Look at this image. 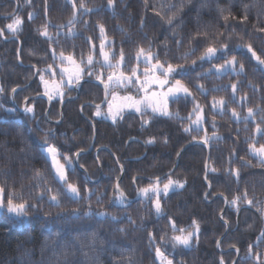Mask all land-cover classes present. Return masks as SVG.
Masks as SVG:
<instances>
[{
	"label": "trees",
	"instance_id": "16d2710c",
	"mask_svg": "<svg viewBox=\"0 0 264 264\" xmlns=\"http://www.w3.org/2000/svg\"><path fill=\"white\" fill-rule=\"evenodd\" d=\"M89 7H96L99 10L80 16L74 28L78 35L75 37L59 36V44L55 43V33L58 31L55 25L65 24L61 29L62 33L67 32V21L71 17L72 8L65 4V0H49L48 14H44V0H31V4H26L25 0H0V26L3 28L11 20L8 14L13 13L19 5L17 14L24 20L22 30L17 34L22 42L21 57L22 65L17 55L20 47L19 40L5 41L0 37V81L5 88L3 94L4 102L13 107L11 102V92L13 87L25 85L35 73V66L44 69L51 64L52 68L44 72L45 79L60 77L56 71L55 77L52 70L55 67L52 57V49L57 53L61 50L74 53L79 60L81 51L88 53L90 44L86 37L92 38V43L96 45L95 58L99 56V28L97 21L105 25L108 38L114 41L111 46L119 57V51L123 48L125 56L130 66L136 65L135 54L139 47L145 48L151 45L154 52L160 53L161 61L168 60L173 64H185L186 67L200 56L201 52L208 45L210 40L203 36L198 40H191V35L198 31L207 32L209 37L215 32H224L225 36L232 34L233 39L229 42L221 38V42H228L233 47L240 41L237 36H242L244 41L250 42L258 54H264V33H260L253 28L264 27V0H183V10L172 25L165 23L168 15L180 8L182 0H148L147 7L144 0H116L114 12L106 8L107 0H86ZM175 5L176 7H169ZM249 5V19L246 23L240 24L238 21L230 20L227 25L221 18L219 7H231L233 14L239 17L242 14V6ZM161 16L156 15V11L161 10ZM35 12L33 20L28 19V14ZM259 17V19H258ZM141 18L144 19V26L141 28ZM88 24L85 26L84 21ZM48 31L53 34V41L43 37L37 29L46 22H49ZM123 26L126 32H122ZM179 26V27H178ZM233 29L235 31L233 32ZM173 30L179 34L173 36ZM9 35V34H8ZM10 36V35H9ZM167 41L168 48L164 49L163 42ZM177 41L180 46L177 47ZM189 47L195 51L189 55L187 60L179 58L181 53ZM108 46L106 45V49ZM165 51L168 55L165 56ZM217 55H220L219 53ZM236 56L238 60L245 64L247 75L234 76L232 73L217 76L215 72L198 76L199 73L206 72L213 65L222 62L225 57L214 59L211 62L205 61L202 66L198 62L192 66L189 76H177L189 85L196 95L199 103L204 106L206 117L204 128L209 135L216 132L223 137L220 140H211V159L208 179L212 183V191L205 199L209 186L204 177L206 174V162L208 150L205 145L196 144L183 154L180 163L173 176L180 181H186L183 188L171 191L167 196L161 198L163 215L157 216L152 199H140L135 202H125L123 205L113 204L111 198L114 196V185L119 176L120 167L114 155L109 150H102L99 155L103 161V169H106L107 178L104 184L99 185L84 180V171L76 168V172H69L70 180L96 189V194L90 197L92 208L96 211H105L118 217L112 220L111 216L83 218L81 221L63 225L60 236L56 232L58 227L49 229L41 228L48 217L43 212L39 214L29 210L32 217L28 224H18L6 217H0V264H114L119 260L121 264H160L155 257V246L159 245L165 254L174 258V264H220L221 257L225 264H232L237 250L241 252L238 264H258L256 253L259 254V264H264V241L257 247V237L264 231V215L258 211L264 207V203H254L248 205L241 203L240 211L236 207L228 204L224 213L225 220H222L220 213L225 206V197L231 200L233 196L248 191L249 198L254 201L264 202V168L258 165V160L250 155L247 148L251 140L246 141L245 137L252 134L255 124L249 123V131H244V124H237L231 117V108H236L239 112H246L247 107H255L257 104L264 107V89L253 92L248 87V82L253 81L264 85V76L259 72H253L252 67L255 62L250 59V53L246 50H234L228 53V57ZM115 62V60H113ZM97 70L100 65L95 66ZM128 72L129 68H123ZM105 73L108 71L104 70ZM243 81L238 85L237 102L227 105L228 111L224 115H219L211 110V100L213 97H224L226 100L231 97L232 83ZM196 83H202L208 89L206 95H201L195 88ZM229 87H224V86ZM43 83L38 77L30 87L19 91L16 95L17 101L22 104L28 93L35 94L42 90ZM219 87L218 91H213V87ZM89 90V91H88ZM248 94L249 100L241 108L239 97ZM71 94V93H69ZM103 95L102 88L97 84L87 83L82 88V94L76 100L66 102L64 107V119L61 123L51 124L45 118L47 101L37 99L31 105L35 107V117L31 114L25 115L18 111L15 116L8 115L5 119H0V182H7L10 188L27 198L30 192H38L40 189L31 188L35 181L32 179L33 170L45 171L48 182L54 189H59V183L52 179L50 162L46 167V161L42 154L37 151L40 138L45 135L44 130L53 129L54 133L49 137V142L56 145L60 151L73 154L78 150H86L90 147L93 137V124L81 112V104L84 101H98ZM193 102L189 98L188 102H171L172 111L179 110L180 115L185 117L181 120L175 116H152L151 113L144 119L149 123L142 126L139 114H130L117 123H112L104 119L95 121L97 128L96 147L100 145L112 149L118 155L120 162L125 166L126 176L121 181V186L130 196L136 195L133 177L138 175H155L170 170L177 157V152L193 137H202L204 131L185 132L184 127L189 126L188 113L192 110ZM86 108V107H85ZM84 108V111H85ZM91 108V113L93 107ZM86 113V111H85ZM90 115L89 113H87ZM3 114H0V116ZM257 114L256 119L259 120ZM50 116L60 118V101L54 99ZM215 116L216 128L211 126V118ZM96 118V117H95ZM195 119V116L192 117ZM240 131H237V129ZM150 137H155V143L147 144ZM167 143H164V139ZM264 144V137L258 138L257 147ZM23 150V151H21ZM235 150V155H233ZM147 152L146 156L140 160H130L128 158L140 156ZM251 161L254 167L244 166L242 160ZM80 163L88 168L90 175L95 178L99 174V166L94 153L83 154ZM215 168L216 171H211ZM228 169H239L241 173L239 184ZM142 178V177H141ZM139 182L140 187L148 185L144 179ZM104 193L101 202H97V195ZM85 195V193H81ZM223 194L213 198L215 195ZM88 201L82 200L79 205L67 202V208L82 207L87 210ZM44 211L51 213L55 217L60 211L55 207H50L47 201L44 202ZM131 216V221L129 220ZM169 217L175 220L178 227H188L193 219L199 223L198 239L194 238L192 247L185 249L182 246L174 251L171 243L165 247L160 243V236L165 238L174 235L172 233ZM143 218V219H141ZM134 221V223L132 222ZM230 222L229 233L221 242L223 250H219L217 242L225 232L227 224ZM57 221V224H60ZM119 229H124L120 231ZM95 233L93 246L92 234ZM149 233L156 236V244L149 242ZM179 234V233H175ZM252 244L253 255L251 258L243 259L247 256L248 245ZM235 246V247H233ZM233 250H229L232 248ZM28 251L30 255H24ZM23 257V259H21Z\"/></svg>",
	"mask_w": 264,
	"mask_h": 264
},
{
	"label": "snow or ice",
	"instance_id": "6c2138e0",
	"mask_svg": "<svg viewBox=\"0 0 264 264\" xmlns=\"http://www.w3.org/2000/svg\"><path fill=\"white\" fill-rule=\"evenodd\" d=\"M190 2V0H189ZM19 3V0H17ZM26 4H31V0H25ZM66 5H70L72 8L71 17L67 21V32L62 33L60 30L66 27L65 24H57V32L55 36L56 44H59V36L62 34L67 37H75L78 35L74 25L77 22L78 14L80 16L88 15L89 13L98 11L96 7H89L86 3V0H65ZM144 4L147 7L148 0H144ZM116 5V0H107L106 8L111 9L114 12ZM169 7H176L175 5H170ZM184 4L183 0L180 8H177V11L168 15L165 19V23L172 25L176 18L180 15V12L183 10ZM249 5L242 6V14L239 17H236L231 7H219L218 11L221 15V18L225 22V25L229 23L230 20L238 21L240 24H244L249 19ZM49 9V0H44V14L47 16ZM163 13V6L161 10L156 11V15L161 16ZM36 16L35 12H30L28 14V19L33 20ZM11 20L10 23L5 25V27L0 28V37H5V32H8L11 37H16L17 34L22 30V25L24 20L16 13L8 14V17ZM259 19V17H258ZM49 22L41 25L37 31L43 37H46L50 42L53 41V34L48 31ZM85 26H87L88 21H84ZM144 26V19L141 18V28ZM96 27L99 28V56L101 59L95 58L96 45L92 43L91 37H86L87 42L90 44L88 53L85 55L83 51L79 54V60L76 59L74 53H68L67 55L63 50L59 53L55 49H52L53 60L59 59L61 62L60 67V79L56 81L55 79L50 82L45 79L43 75L44 72L49 71L52 68V65H47L44 69H38L36 74L39 75L40 81L44 84V95L48 97L49 101L53 100L56 97H59L61 101L65 96V89L68 91L73 90L74 88L80 87L81 81L85 79V76L95 79L99 82V85H103L104 97L100 103H95L94 107L96 109L94 115L96 117L103 116L104 119H111L113 123H116L118 120L124 118V113L132 112L137 113L141 116L142 126L149 123L148 119H144L146 115L151 113L152 116H166L173 117L175 116L178 119H185L180 115L179 110L173 112L169 108V101L176 103L178 101L188 102L189 98L193 102L192 110L188 113L187 119L189 120V126L184 127L185 132H191L193 130L200 132L204 131L202 137H193V142L201 143L202 145H208L211 140H220L223 137L217 135L216 132H213L211 135L208 134L207 129L204 128L205 115H204V106H202L197 100L196 95L192 92L191 88L187 83L182 79H176L177 76L187 77L189 76L192 66H196L199 62L202 66L203 62H211L214 59H220L225 57L222 64L213 65L206 72L199 73L198 76H206L213 72L219 77L224 74L232 73L236 76L247 75L245 64L238 60L236 56L228 57V53L234 50H246V53H250V59L255 62L252 67L253 72H259L264 76V54H258L254 50L252 43L244 41L242 36H237V39L240 41L236 43L233 47H230L228 42H221V38L224 37L226 41H231L233 39L232 34L225 36L224 32H215L209 37L207 32H197L191 35V40H198V37L203 36L206 40L211 42L204 48L200 56L195 60L191 61V64L186 67L185 64H173L168 60L161 61L160 53L154 52L149 47L145 48L143 46L139 47L135 54L136 65L130 66L128 60L125 56L123 48L119 51V57L116 58L117 54L111 47L114 44V41L108 38L105 25L97 21ZM120 27L122 32L127 30ZM179 27V26H178ZM253 28L260 33H264V27L257 28L256 25H253ZM235 29H233V32ZM179 33L176 30H173L172 35H178ZM177 47L180 46V41H177ZM108 46V50L106 49ZM164 49L168 48V43L165 40L163 42ZM195 51L194 48L189 47L186 51L181 53V59L187 60L189 55ZM261 52L264 53V49H261ZM220 55H217V54ZM17 55L19 56V49H17ZM165 56L168 55V52L165 51ZM115 60V62H113ZM144 64L143 69L140 68V64ZM67 64L68 67L64 65ZM96 65H100V69H96ZM123 68H129L128 72H125ZM105 69L109 70L105 73ZM55 72H52V76L55 77ZM243 83V81H237L232 83L231 87V97L226 100L224 97L216 98L213 97L211 100V110L219 115H224L225 111H228L227 105L229 103L237 102V92L238 85ZM229 87V86H224ZM248 87L253 90V92L261 91L264 89V85L257 84L253 81L248 82ZM195 88L201 95H206L208 89L202 83H196ZM213 91H218L219 87L214 86ZM123 91L125 94L121 95L120 92ZM12 94V100L15 101V94L17 88L13 87L10 90ZM5 93V88L3 85H0V95ZM135 93V94H133ZM264 99V96H262ZM249 100L247 93L239 97V103L241 108ZM102 105L106 106V110H102ZM83 110V106H81ZM22 111L25 115L31 114L32 117H35V107L28 103V97L24 98V103L22 105ZM18 112L17 107H5L3 103H0V119H4L8 115L15 116ZM231 117L237 124L243 122L244 131L248 132L249 123L255 124V128L252 130L250 136H246V141L251 140V143H248V152L250 155L254 156L258 160V165L264 168V144H259L257 147L258 138L264 137V107L257 104L255 107H247L246 112H239L236 108H231ZM257 114L259 115V120L256 119ZM195 116L193 120L192 117ZM211 126L213 129L216 128V119L215 116L211 118ZM95 131V128L93 126ZM237 131H240L238 128ZM45 135L40 138V143L37 145V151L39 154H42L45 161L46 167H48V161H50V169L52 171V179L59 183L60 188L54 189L50 186L45 171L40 169L33 170L32 179L35 181L34 185H30L31 188H38V192H30L28 197L25 198L22 193L17 192L15 189L10 188L7 182H0V217H6L18 224L24 225L31 222L32 217L29 216V210L35 214L43 212V214L48 217L41 225L43 229H49L50 227H58L59 231L56 232L57 236H60L63 231V225L69 223H74L76 221H81L83 218H92V217H106L111 216L112 220H117L118 217L112 213L105 211H96L92 208L90 197L96 194V189H90L86 186H82L77 182L70 180L69 172H76L77 165L79 168L84 169V180L87 181L90 179L87 173V169L84 168L83 164H79V158L83 150H78L73 153L71 156L63 153L57 148L56 145L49 142V137L54 133V130L49 128L44 130ZM94 138V137H93ZM147 144L155 143V137H150L147 141ZM164 143H167V139H164ZM23 151V150H21ZM183 151V149L181 150ZM181 155V152H177V157ZM233 155H235V150H233ZM99 157H97V160ZM242 164L248 167H254L251 164V161L244 160L241 158ZM117 162H119L117 158ZM207 169V165H205ZM121 172H123V165H120ZM211 171L215 172L216 169L212 168ZM230 174L234 176L239 184L241 173L239 169H228ZM133 183L136 181V177H133ZM152 179V178H149ZM205 181H208V176L205 174ZM119 180V178H118ZM186 181L173 180L169 176L166 183H163V186H160V177H156L153 183H150L147 187L137 188V196L151 200L153 196L156 197L154 200V208L157 216L163 215V209L161 206L160 195L163 193L167 196L170 189L174 188H183ZM208 186L211 187V182L208 181ZM85 193L82 195L81 193ZM223 195V194H220ZM104 193L97 195V202H101ZM208 198V193H205V199ZM82 200L88 201L87 210H83L82 207L76 208H67L65 205L67 202L76 203L79 205V202ZM127 196L123 189H121L119 182L114 185V196L111 198V202L117 205L125 204ZM47 201L50 207H55L60 209L55 215L51 216V213L44 211V202ZM225 202L232 206L236 207L237 212L240 211L239 205L241 203H246L248 205H253L254 203H264L261 201H254V199L249 198L248 191L245 189L242 193L233 196L231 200H228L225 197ZM258 211L264 215V207L259 208ZM143 219V218H141ZM131 221V216H129ZM57 221H60V224H57ZM134 223V221H132ZM169 224L172 233L174 235L165 238V235L160 236V243L165 247L171 243L173 251L177 247H183L185 249H190L192 247L193 239H198L199 233V223L193 219L191 225L188 227H178L175 220H172L169 217ZM227 224V221H225ZM124 231V229H119ZM179 233V234H175ZM264 241V231H261L260 236L257 237L256 245L259 246V243ZM92 242L94 246L95 242V233L92 234ZM149 242L152 245L156 244V236L152 233H149ZM217 247H220L219 241L217 242ZM235 247V246H233ZM253 245H248V253L243 259L251 258L253 255L252 252ZM239 252V249H236ZM31 253L26 251L24 255H30ZM256 259L259 264L260 257L256 253ZM155 257L159 260L160 264H174V261L165 254V251H162L159 245L155 246ZM23 259V257H21ZM114 264H121V261L116 260ZM130 264V262H129ZM183 264V261L180 262ZM220 264H225L223 258L220 259Z\"/></svg>",
	"mask_w": 264,
	"mask_h": 264
},
{
	"label": "bare ground",
	"instance_id": "6f19581e",
	"mask_svg": "<svg viewBox=\"0 0 264 264\" xmlns=\"http://www.w3.org/2000/svg\"><path fill=\"white\" fill-rule=\"evenodd\" d=\"M146 154H147V152H145L144 154H142V155H140V156L131 157L130 159H131V160H140V159H143V158L146 156ZM113 155H114V154H113ZM94 156H95V159H96V160H97V157H99V159L97 160V164H98V166H99V174H98L97 177H95V178L97 179L99 185H101V184H104V183H103V180L107 178V174L105 175V173H106V169H103V166H102L103 161L101 160L100 155H99V154H94ZM117 156H118V155H117ZM114 158L116 159V156H115V155H114ZM176 163H177V158H176V162H175L174 166H173L170 170H168V171H166V172H164V173H161V174H155V175H149V176H148V175H138V176H135V177L137 178L136 181H135V183H134V187H135V189L140 188V185H139V182H138V181H140L141 179H144L146 182H148V185H149L150 183H153V182H154V179H155L156 177H162V176L166 175L168 172H170V171L175 167ZM179 163H180V160H179V162H178L177 167L174 169V171H173L172 173L166 175V176L163 177L162 179H160V182H163V181L166 180L169 176H171L172 174H174V172L176 171V169H177L178 166H179ZM119 167H120V165H119ZM84 168L87 169V173L90 175L91 173H90V171L88 170V168H87L86 166H85ZM206 174H207V173H206ZM125 176H126V170H124L123 172H121V169H120V172H119V176H118V178H121L122 181H123L124 178H125ZM207 176H208V174H207ZM141 177H142V178H141ZM118 178H117V180H118ZM148 178H152V179H148ZM117 180H116V182H117ZM208 181H210V180L208 179ZM208 181H206L207 184H208ZM211 191H212V183H211V187H209V189H208V191H207L208 195H209V193H210ZM218 196H223V195H215L213 198H217ZM227 207H228V204L225 203V206H224L223 210H222L221 213H220V217H221L222 220H225V218H224V213H225ZM228 224H230V222L227 221V227H228ZM230 228H231V224H230ZM226 231H227V228H226L225 232L220 236V238L223 237V239H224L225 236L229 233L230 229H229L227 232H226ZM220 238H219L218 240H220ZM223 239H222V240H223ZM221 242H222V241H221Z\"/></svg>",
	"mask_w": 264,
	"mask_h": 264
},
{
	"label": "rangeland",
	"instance_id": "374dc122",
	"mask_svg": "<svg viewBox=\"0 0 264 264\" xmlns=\"http://www.w3.org/2000/svg\"><path fill=\"white\" fill-rule=\"evenodd\" d=\"M8 24V23H7ZM9 33L8 32H6V37H8L9 35H8ZM3 38V37H2ZM5 41H7L5 38H3ZM224 60V59H223ZM223 60H221L222 62H219V63H217V64H222L223 63ZM114 62V61H113ZM56 63V64H55ZM60 61H59V59H57L56 60V62H54V68H53V72H55L56 73V71H58L59 73H60V67H59V65H60ZM216 65V64H215ZM65 67H68V65L67 64H65L64 65ZM143 67H145V65L144 64H140V68L141 69H143ZM213 67V66H212ZM109 71V70H108ZM234 75V74H233ZM235 77H236V75H234ZM56 80V81H58L59 79H60V77H58V78H51V80H49L50 82H52L53 80ZM176 79H179L178 77H176ZM47 80V79H46ZM0 85H2L1 84V81H0ZM41 91H43L44 92V84H43V86H42V90ZM89 91V90H88ZM69 93H71V94H69ZM72 94H74V91L72 90V91H68L67 89H65V96H64V98L66 97V96H69V95H72ZM120 94L121 95H124L125 93L123 92V91H121L120 92ZM133 94H135V93H133ZM35 94H30V93H28L27 95H26V97H32V96H34ZM4 99L5 98H3V95H0V103H3L4 105H5V107H9V105L6 103V102H4ZM54 99H56V101H61L60 100V98L59 97H56V98H54ZM101 99H99L98 101H100ZM34 102V101H33ZM33 102H31L30 104H32ZM171 100L169 101V108H170V110H172V108H171ZM91 108H89L88 109V111H87V108H85V111H86V113H85V111H84V109L83 110H81V112H82V114L90 121V115H88L87 113H89V111H90V114H91V117H96L95 115H94V113H95V111H96V109L95 108H93V111H92V113H91ZM102 110H106V106L105 107H103L102 108ZM127 112V111H126ZM2 116V115H1ZM96 118H99V119H103V116H101V117H96ZM109 120H111V119H109ZM112 121V120H111ZM188 126V125H187ZM183 148V147H182ZM182 148H181V150H182ZM180 150V151H181ZM186 152V150L183 152V154ZM92 153V152H91ZM183 154L181 155V157L183 156ZM72 154H70V156H71ZM181 159V158H180ZM50 162V161H49ZM50 164V163H49ZM171 177V179H173V180H177V179H175V177L173 176V174L170 176ZM169 178V177H168ZM168 178L166 179V180H164L163 182H160V186L162 187L163 186V183H166L167 182V180H168ZM148 185H144V187H147ZM175 189H177V188H174V189H170L169 190V192H168V194L171 192V191H173V190H175ZM167 194V195H168ZM163 196H165L163 193H161V195H160V200H161V198L163 197ZM143 199H146V198H143ZM156 199V197L155 196H153L152 197V204H153V206H154V200ZM167 255V254H166ZM169 256V255H168ZM169 258L170 259H172L173 261H174V258L173 257H170L169 256ZM174 263H175V261H174Z\"/></svg>",
	"mask_w": 264,
	"mask_h": 264
},
{
	"label": "water",
	"instance_id": "95a60500",
	"mask_svg": "<svg viewBox=\"0 0 264 264\" xmlns=\"http://www.w3.org/2000/svg\"><path fill=\"white\" fill-rule=\"evenodd\" d=\"M1 28V27H0ZM6 37V36H5ZM4 38V37H3ZM6 40H11V39H17L16 37H7V38H5ZM19 39V38H18ZM21 46H20V49H19V61H20V63L21 64H23V62H22V59H21V49H22V44H20ZM36 76H37V74L35 75V78H36ZM34 78V79H35ZM33 79V80H34ZM32 80V81H33ZM87 81H89V79H87V78H85L84 80H82L81 81V84L82 83H84V82H87ZM93 82H97V81H95V79L94 80H92ZM31 83V82H30ZM30 83H28L26 86H28ZM99 83V82H98ZM25 87V86H24ZM21 88H23V87H17V90H19V89H21ZM76 90H77V95L75 96V97H69V98H66V99H64L63 101H62V103H61V119L59 120L60 122L63 120V117H64V114H63V107H64V103L67 101V100H70V99H74V98H76L77 96H78V94H79V87H77V88H75ZM35 97H37V96H32V97H29L28 98V103H29V101L31 100V99H33V98H35ZM103 106V105H102ZM50 107L51 106H49V108H48V112L50 111ZM21 110H22V108H21ZM92 123L93 124H95L93 121H92ZM96 128V127H95ZM95 139H96V129H95V133H94V138H93V144H94V141H95ZM196 144V142H193V141H190V142H188L182 149H183V151H180L181 152V155L183 154V152L185 151V150H187L189 147H191L192 145H195ZM207 146V148H208V158H207V162H206V165H207V174H208V171H209V165H210V155H211V148H210V145L208 144V145H206ZM92 148H93V146H92ZM92 148H90L89 150H87L86 152H90L91 150H92ZM110 150V149H109ZM97 152H98V150L96 151V154H97ZM181 155L179 156V157H177V163H176V165H175V167L170 171V172H168L166 175H168V174H170V173H172L173 171H174V169L177 167V165H178V162H179V160H180V158H181ZM116 156V155H115ZM117 158V157H116ZM123 169H124V166H123ZM124 171V170H123ZM166 175H164V176H162V177H160V179H162L163 177H165ZM149 179V178H148ZM120 183V182H119ZM126 194V193H125ZM127 196V195H126ZM140 197L139 196H137L136 198H130V197H128L127 196V200H130V201H136V200H138ZM230 229V224H228V227H227V231ZM226 231V232H227ZM222 239H223V237L222 238H220V240H219V243L221 244V241H222ZM239 258H240V252H238V254H237V257L235 258V260L233 261V264H237L238 263V261H239Z\"/></svg>",
	"mask_w": 264,
	"mask_h": 264
}]
</instances>
